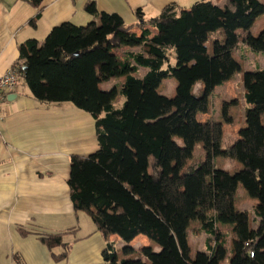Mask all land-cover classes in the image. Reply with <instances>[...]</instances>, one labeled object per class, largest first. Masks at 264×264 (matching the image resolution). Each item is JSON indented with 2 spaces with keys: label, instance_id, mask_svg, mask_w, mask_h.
Returning a JSON list of instances; mask_svg holds the SVG:
<instances>
[{
  "label": "trees",
  "instance_id": "1",
  "mask_svg": "<svg viewBox=\"0 0 264 264\" xmlns=\"http://www.w3.org/2000/svg\"><path fill=\"white\" fill-rule=\"evenodd\" d=\"M85 11L96 20L62 22L42 42L20 43L21 63L13 65L35 100L70 102L94 119L98 148L70 157L67 183L74 209L86 212L103 235L129 241L143 233L154 240L158 252L142 250L150 264H221L226 248L219 223L232 225L234 235L227 264H264V67L242 71L245 125L237 138H225L221 121L198 118L214 90L241 70L232 54L238 44L264 51V29L257 37L239 31L264 14V1L198 0L184 10L168 5L149 20L137 9L132 24L117 13L99 12L94 3ZM135 26L140 34L132 32ZM217 31L222 39L210 52L209 36ZM125 46L140 49L116 55ZM117 69L125 74L120 106L113 104L112 89L99 87ZM168 77L177 81L175 98L156 91ZM198 81L202 91L195 96ZM236 103L222 102L226 124L234 122L229 108ZM198 143L202 162L185 167ZM223 156L241 162L242 169L218 168L216 158ZM238 184L258 201L253 207L261 221L258 231L250 227L248 212L234 206ZM193 220L207 235V252L190 257L187 229ZM62 236L40 240L53 250L63 247ZM66 254L52 251L54 257ZM101 256L103 264H146L142 257L118 260L109 241Z\"/></svg>",
  "mask_w": 264,
  "mask_h": 264
},
{
  "label": "crops",
  "instance_id": "2",
  "mask_svg": "<svg viewBox=\"0 0 264 264\" xmlns=\"http://www.w3.org/2000/svg\"><path fill=\"white\" fill-rule=\"evenodd\" d=\"M195 1L198 0H41L36 5L32 0H0V76L14 64L21 63L18 58L20 43L30 38L42 42L50 29L62 22L84 25L96 20L85 11L88 3H94L99 12L117 13L126 23L132 24L137 21V9L149 20L168 5L184 10ZM143 27L155 33L148 23ZM132 32L140 34L141 28L135 26ZM243 44L240 42L233 53L239 48V54L243 56L246 51H250L254 59L261 55L262 52L255 53ZM139 49L137 46H125L115 53L122 57L126 51ZM241 57L233 56L240 66ZM258 67H264V64L258 61L254 67L244 69L255 71ZM144 71L140 68L141 74ZM20 78L23 81L18 80L15 89L8 93L0 111V264H103L101 253L107 241L116 247L118 260L142 257V250L146 248L158 252L160 246L147 235L139 233L129 241L116 234L103 235L87 213L74 209L67 183L70 157L85 156L98 148L94 119L70 102L43 103L35 100L24 78ZM124 79L125 74L117 69L114 76L99 83L101 90L114 91L113 104L116 99L123 102ZM195 84H200L198 89L201 93L202 83ZM245 108L246 105L242 120L232 123L237 134L229 140L237 138L244 127ZM234 162L238 166L233 170L218 168L235 173L243 165L239 161ZM257 202L238 184L234 206L248 212L250 227L255 231L261 226L253 211ZM192 223L196 224L195 229L200 231L197 235L203 239L202 246L193 247V250L189 241ZM200 227V223L193 220L187 229L190 257L197 251L207 252V235ZM217 227L225 238L226 256L221 262L225 264L231 256L232 225L219 223ZM226 228H230L229 234L225 232ZM21 230L25 233L22 234ZM55 233H62L64 245L50 250L40 236ZM52 251L56 254L66 251L67 254L63 258L54 257ZM142 258L150 264L145 257Z\"/></svg>",
  "mask_w": 264,
  "mask_h": 264
},
{
  "label": "rangeland",
  "instance_id": "3",
  "mask_svg": "<svg viewBox=\"0 0 264 264\" xmlns=\"http://www.w3.org/2000/svg\"><path fill=\"white\" fill-rule=\"evenodd\" d=\"M214 1V0H213ZM85 25V24H84ZM264 29V14H260L252 24L251 28L249 30H239L241 33L249 34L251 36L257 37L259 34L262 32ZM222 39V33L221 31H217L215 33L210 34L209 36V41H208V48L210 52H213L214 49V44L217 40ZM243 47L249 48V45L247 42H243ZM242 44V43H241ZM121 51H119L120 53ZM254 52V51H253ZM262 52L261 55H256L255 59L254 56L250 51L244 52V56L239 54V48L235 50L233 53V56L237 59H239L241 56L242 62H241V70H238L237 72L234 73V75L227 79L223 85L220 88L215 89L212 96L210 97L209 100V105L208 109L205 112L198 113V118L199 120H209V119H216L218 121H221L225 131L224 136H226V139L229 140L231 139V136L234 134H237V131L235 132L236 128L234 124H226L221 116V107H222V102L223 101H230L231 99H236L237 103L235 105L230 106L229 108V113L231 116H233L234 122L236 121H241L243 117V108L245 102L243 98V84H242V70H245L246 68L254 67V63L260 61L264 64V51H259ZM258 53V52H255ZM249 58V59H248ZM245 68V69H244ZM19 81H23L22 78H18ZM201 83V81H198ZM176 86H177V81L174 77H168L164 78L161 80L159 85L156 88V91L159 94L165 95L169 98H175L177 96V91H176ZM198 87H200V84H195L192 88V93L195 94H200ZM244 103V105H243ZM115 105L120 106L122 104V101H119V99L115 100ZM226 140V141H227ZM177 142L180 143V139H177ZM203 160V150H202V144L198 143L196 144L193 155L191 158L187 159L185 161V167H188L190 165H194L197 167L199 163H201ZM216 166L220 167H226L230 169H234V167L238 166L234 160H230L226 158L225 156L223 157H217L216 158ZM242 190V188H240ZM86 213V212H83ZM86 215V214H84ZM88 217V216H87ZM196 224L192 223L191 224V229H190V243L193 247L195 248L196 246H202L203 239L200 237V235H197L198 232L195 229ZM230 228H226L225 232L227 234L230 233ZM82 231V230H81ZM223 233V232H222ZM224 235V234H223ZM201 248V247H200ZM204 250V249H203ZM159 251V250H158ZM157 252V251H156ZM229 252V251H228ZM227 263V260H225V264Z\"/></svg>",
  "mask_w": 264,
  "mask_h": 264
},
{
  "label": "built area",
  "instance_id": "4",
  "mask_svg": "<svg viewBox=\"0 0 264 264\" xmlns=\"http://www.w3.org/2000/svg\"><path fill=\"white\" fill-rule=\"evenodd\" d=\"M18 78L19 74L15 66H11L0 76V111L2 103L6 100L8 93H11L15 89ZM250 255L252 256L253 252H250Z\"/></svg>",
  "mask_w": 264,
  "mask_h": 264
},
{
  "label": "water",
  "instance_id": "5",
  "mask_svg": "<svg viewBox=\"0 0 264 264\" xmlns=\"http://www.w3.org/2000/svg\"><path fill=\"white\" fill-rule=\"evenodd\" d=\"M13 97H16V95L15 94H13ZM10 99V98H9Z\"/></svg>",
  "mask_w": 264,
  "mask_h": 264
}]
</instances>
